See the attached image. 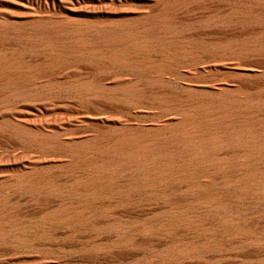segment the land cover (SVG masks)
<instances>
[{
  "label": "rangeland",
  "instance_id": "374dc122",
  "mask_svg": "<svg viewBox=\"0 0 264 264\" xmlns=\"http://www.w3.org/2000/svg\"><path fill=\"white\" fill-rule=\"evenodd\" d=\"M168 1L0 0V22H6L0 27V57L36 65L19 78L0 72V82L15 78L0 85V264H264V202H240L227 209L225 213L233 219L222 225L195 204L210 193L223 200L225 188L212 177L213 170L223 168L221 149L207 146L194 160L186 159L190 155L181 151V146L177 150L155 149L156 163L147 172L161 168L181 173L188 164L215 162L201 163L210 181H184L179 175V182L155 177L147 186L131 180L146 168L142 162L146 153L131 156L134 147L102 152L109 142L99 141L105 138L133 132L144 135L157 128L169 134V122L189 111L200 114L201 110L194 108L204 103V109L221 107L237 117L245 115L248 120L264 122V0H174L177 6ZM35 16L40 20L33 26L43 23L38 31L44 37L39 42L9 31L14 26L30 30V24L23 21ZM56 21L59 25L69 21L68 32L58 34L43 28L50 22L56 26ZM104 21L129 24L110 29L102 25ZM158 41L164 47H159ZM119 49L143 58L147 65L158 63L160 68H119L107 59ZM155 49L159 54L153 52ZM38 71L43 77L47 74L46 79ZM112 71L121 75H116L119 78L133 77L138 91L120 96L121 85L109 81L115 74H110ZM169 115L176 117H165ZM185 119L191 118L187 115ZM233 139L261 142L264 131H250ZM69 140H90L96 145L78 148ZM248 152L254 154L252 148ZM107 159L131 162L114 170L99 165ZM238 160L233 156L228 163ZM256 167L252 164L250 168Z\"/></svg>",
  "mask_w": 264,
  "mask_h": 264
},
{
  "label": "bare ground",
  "instance_id": "6f19581e",
  "mask_svg": "<svg viewBox=\"0 0 264 264\" xmlns=\"http://www.w3.org/2000/svg\"><path fill=\"white\" fill-rule=\"evenodd\" d=\"M165 1V0H164ZM172 2V0H169L168 2ZM174 2V0H173ZM171 3L172 5H175L174 3ZM179 2V1H178ZM54 2L52 1V4ZM177 3V2H176ZM164 6L166 7L167 2L163 3ZM170 4V5H171ZM171 5V6H172ZM156 6V5H155ZM177 6V5H175ZM168 7V5H167ZM173 7V6H172ZM109 8V7H108ZM107 9V8H106ZM121 9V8H119ZM172 9V8H171ZM122 10V9H121ZM166 10V9H165ZM123 11V10H122ZM88 13V12H87ZM157 13V12H156ZM167 13V12H166ZM86 14V13H85ZM94 14V13H93ZM155 14V13H154ZM232 14V13H231ZM245 14V13H244ZM122 15V14H121ZM128 15V14H127ZM146 15V13H145ZM165 15V14H164ZM246 15V14H245ZM34 15H32L33 17ZM94 16V15H93ZM106 16V15H105ZM163 16V15H161ZM31 17V18H32ZM123 17V16H122ZM165 17V16H163ZM161 17V18H163ZM30 18V19H31ZM34 18V17H33ZM38 18V17H37ZM50 18V17H49ZM103 18V17H102ZM125 18V17H124ZM159 18V19H161ZM29 19V20H30ZM40 20V17L38 18ZM38 19L36 20V16L35 19H31L30 21H23L24 24H30L28 26V28H30V30H24V29H20V28H15V26L13 28H10L11 32H14L16 34H19L21 36H23L25 39H33L34 40H39L41 39V33L38 31L40 29L39 25L42 23H40L38 26H33V24L38 23ZM138 19V18H137ZM144 19V18H143ZM157 19V18H156ZM166 19V17H165ZM231 19V18H230ZM28 20V19H27ZM123 20V19H122ZM135 20V19H134ZM164 20V19H163ZM258 20V19H257ZM42 21V20H41ZM51 21V20H50ZM102 21V20H101ZM100 21V22H101ZM125 21V20H124ZM145 21V19H144ZM154 21V19H153ZM166 21V20H165ZM221 21V20H220ZM254 21V20H253ZM259 21V20H258ZM52 22V21H51ZM48 24L47 26L43 27L46 30L49 31H57L56 33H58V31L63 30L65 33L68 32V30L66 29L68 26H71V23L69 21H63L64 23H62L59 25V22L57 23V21L55 23L56 26H53L52 24ZM106 21H104V24H102L103 26H106L110 29H118V28H123L126 27L129 23L128 22H116V21H108L107 23H105ZM149 22V21H148ZM147 22V23H148ZM159 21H157L158 23ZM256 22V21H255ZM6 23V22H0V27H2V25ZM54 23V22H53ZM144 23V22H143ZM253 23V22H252ZM258 23V22H257ZM263 23V22H262ZM43 24V23H42ZM132 24V23H131ZM152 24V23H151ZM240 24V23H239ZM256 24V23H255ZM52 25V26H50ZM100 25V24H98ZM143 25V24H142ZM242 25V24H241ZM245 25V24H244ZM4 26V25H3ZM6 26V25H5ZM22 26V25H21ZM42 26V25H41ZM147 28L149 29L150 26L147 24L146 25ZM149 26V27H148ZM152 26V25H151ZM239 26V25H238ZM258 26V25H257ZM256 26V27H257ZM260 26V25H259ZM27 27V26H25ZM102 27V26H101ZM142 27V26H141ZM145 27V26H144ZM143 27V28H144ZM255 27V26H254ZM256 27L254 28L256 30ZM42 28V27H41ZM100 28V27H99ZM152 28V27H151ZM230 28V27H229ZM240 28V27H239ZM248 28V27H247ZM250 28V27H249ZM253 28V27H252ZM104 29V28H103ZM142 29V28H141ZM244 29V28H243ZM251 29V28H250ZM253 29V30H254ZM3 30V29H2ZM97 30V29H96ZM95 30V31H96ZM99 30V29H98ZM150 30V29H149ZM225 30V29H224ZM233 30V29H232ZM238 30V29H237ZM236 30V31H237ZM242 30V29H240ZM88 31V30H86ZM94 31V30H93ZM143 31V30H142ZM231 31V29H230ZM239 31V30H238ZM252 31V30H251ZM51 32V33H52ZM73 32V31H72ZM150 32V31H149ZM224 32V31H223ZM233 32V31H232ZM235 32V30H234ZM255 32V31H254ZM263 32V31H261ZM79 33H84V31L79 32ZM95 33V32H93ZM96 33H99V31H97ZM132 33V32H131ZM137 33V32H136ZM135 33V34H136ZM228 33V32H227ZM238 33V32H237ZM251 33V32H250ZM249 33V34H250ZM253 33V32H252ZM59 34V33H58ZM234 34V33H231ZM236 34V32H235ZM240 34V33H239ZM238 34V35H239ZM243 34V33H242ZM248 34V33H247ZM11 35V33H10ZM14 35V34H13ZM18 35V36H19ZM126 35V34H125ZM137 35V34H136ZM135 35V36H136ZM256 35H260L261 34H256ZM263 35V33H262ZM133 36V34H132ZM139 36V35H138ZM230 35H228L229 38ZM236 36V35H235ZM250 36V35H249ZM253 39H251V41L254 40V34L252 35ZM17 37V36H16ZM47 37H49V35H47ZM51 37V36H50ZM90 37V36H88ZM93 37V36H92ZM146 37V36H145ZM241 37V35L239 36ZM251 37V36H250ZM19 38V37H18ZM46 38V36H45ZM97 38V37H96ZM115 38V37H114ZM142 38V37H141ZM150 38V37H149ZM148 38V39H149ZM232 38V36H231ZM246 38V37H245ZM43 39V38H42ZM50 39V38H49ZM119 39V38H118ZM129 39V38H128ZM145 39V38H144ZM234 39V38H233ZM238 39V37H237ZM241 39V38H240ZM258 38L256 37V41H260L257 40ZM23 40V39H22ZM46 40H48L46 38ZM86 40V39H85ZM92 40V39H91ZM127 40V39H125ZM142 40V39H139ZM154 40V39H153ZM157 40V39H156ZM161 40V39H160ZM45 41V40H44ZM87 41V40H86ZM128 41V40H127ZM130 41V40H129ZM136 41V39L134 40ZM133 41V43H134ZM144 41V40H143ZM147 41V40H146ZM163 41H165L163 39ZM227 41V40H226ZM236 41V40H235ZM245 40H243L244 42ZM255 41V42H256ZM39 42V41H38ZM51 42V41H49ZM161 42V41H160ZM231 42V41H229ZM238 42V41H237ZM248 42V41H247ZM254 42V41H253ZM262 42V41H261ZM260 42V43H261ZM91 43V42H90ZM130 43V42H129ZM141 43V42H139ZM138 43V44H139ZM144 43V42H143ZM159 43V41H158ZM232 43V42H231ZM241 43V41L239 42ZM259 43V42H258ZM43 44V43H42ZM46 44V43H44ZM49 44V43H47ZM52 44V42H51ZM86 44V42H85ZM84 44V46H85ZM251 45L253 43H250ZM88 45V44H87ZM120 45V44H119ZM143 45V44H142ZM154 45V44H153ZM160 45V43H159ZM158 45V46H159ZM169 45V44H168ZM258 45V44H257ZM44 46V45H43ZM49 46V45H48ZM123 46V45H122ZM121 46V48H122ZM125 46V45H124ZM123 46V47H124ZM129 47V45H127ZM139 46V45H138ZM145 46V45H144ZM163 45H160L159 47H161ZM225 46V45H224ZM228 46V45H227ZM226 46V47H227ZM232 46V45H231ZM235 46V45H234ZM237 46V43H236ZM235 46V47H236ZM241 45H239L238 47H240ZM250 46V45H249ZM42 46H40L41 48ZM46 47V45H45ZM119 47V46H118ZM132 47V46H131ZM149 47V45H148ZM155 47V46H153ZM157 47V44H156ZM164 47V46H163ZM233 47V46H232ZM47 48V47H46ZM49 48V47H48ZM137 48V46H136ZM151 48V47H149ZM229 48V47H228ZM226 48V50L228 49ZM243 48V47H242ZM82 49V48H81ZM123 49V48H122ZM126 49V48H125ZM141 49V48H140ZM164 49V48H161ZM234 49V48H233ZM233 49H229L230 51ZM237 49V48H235ZM240 49V48H239ZM247 49V48H246ZM256 49V48H255ZM49 50V49H48ZM129 50V49H128ZM132 50V49H131ZM145 50V49H144ZM242 50V49H241ZM252 50V49H251ZM152 50H150L151 52ZM156 52L157 50H153V52ZM163 51V50H161ZM168 51V50H167ZM235 51V50H234ZM238 51V50H236ZM47 52V51H46ZM86 52V51H85ZM84 52V54H85ZM129 51H124V50H117V51H113L111 54L108 55L107 59L110 63L119 66L120 67H125V68H129V69H133V70H146L149 71L148 69H159L160 65L157 64H153V63H148V65L143 61V58H138L135 55L129 54ZM148 52V51H147ZM152 52V53H153ZM68 53V52H67ZM79 53V52H78ZM239 53V52H237ZM151 54V53H149ZM148 54V55H149ZM155 54H159L158 52H156ZM161 54V53H160ZM233 54V53H232ZM229 54L228 55H232ZM236 54V52H235ZM234 54V55H235ZM154 55V54H153ZM70 56V55H69ZM164 56V54H163ZM238 56V54H237ZM45 57V56H44ZM154 57V56H153ZM152 57V58H153ZM158 57V56H157ZM155 57V58H157ZM234 57V56H233ZM236 57V55H235ZM43 58V56H42ZM69 58V57H68ZM146 58V57H145ZM150 57V59H152ZM159 58V57H158ZM161 58V57H160ZM39 59V58H38ZM140 59V60H139ZM149 59V60H150ZM239 59V58H237ZM11 60V59H10ZM40 60V59H39ZM146 60V59H145ZM36 61V60H35ZM107 61V62H108ZM164 61V60H163ZM161 61V62H163ZM39 62V61H38ZM55 62H61V59H55ZM154 62V61H153ZM158 62V61H157ZM160 62V60H159ZM50 63H48L49 65ZM146 64V65H145ZM264 64V63H263ZM29 65V64H28ZM28 65H24L21 63H18V61H7V59L5 57H0V72L3 73H8L11 72L15 78H19L21 77V75L24 73V71H27L29 69L34 68L33 66H28ZM51 65V64H50ZM36 66V65H35ZM93 66V65H92ZM70 67V66H69ZM72 67V66H71ZM81 67V66H80ZM249 67V66H247ZM65 68V67H64ZM113 68V67H112ZM111 68V69H112ZM118 68V67H117ZM264 68V67H263ZM68 69V68H67ZM70 69V68H69ZM76 69V68H75ZM110 69V70H111ZM78 70V69H77ZM108 70V68H107ZM112 70H116V69H112ZM118 70V69H117ZM262 70V69H261ZM71 71V70H70ZM33 72V71H32ZM36 72V71H35ZM76 72V71H75ZM110 72V71H109ZM114 71H112L110 74H112ZM31 73V72H30ZM45 73V72H44ZM48 73V72H47ZM115 73V72H114ZM119 73V72H118ZM37 74V73H35ZM39 74V71H38ZM66 74V73H65ZM151 74V73H150ZM154 74V73H153ZM41 75V73L39 74ZM47 75V74H46ZM45 75V76H46ZM51 75V74H50ZM107 75H109L107 73ZM106 75V76H107ZM113 75V74H112ZM117 74L115 73L113 76H116ZM119 75V74H118ZM117 75V76H118ZM123 75V74H122ZM42 76V75H41ZM44 76V77H45ZM49 76V75H48ZM47 76V78H48ZM57 76V75H56ZM105 76V77H106ZM110 75V80H112L113 85L114 86H118L121 85V87L123 88V90L118 93L120 94V96H131L133 94V92L136 93V91H138V89H136V82H132L134 80L133 77H127V78H119L121 75H119V77L114 78ZM124 76V75H123ZM134 76V75H133ZM9 77V76H8ZM42 76V78H44ZM52 77V76H51ZM73 77V76H72ZM15 78H6L5 81L1 80L0 85L3 84H8V83H12L13 80H15ZM40 80L42 79L41 77H39ZM79 78V77H77ZM46 79V77H45ZM104 79V78H103ZM39 80V79H38ZM28 81V80H27ZM56 81V80H55ZM75 82V80H73ZM103 81V80H101ZM107 81V79H106ZM44 82V81H43ZM108 82V81H107ZM28 83V82H27ZM42 83V82H41ZM84 83V82H83ZM106 83V82H105ZM44 84V83H43ZM50 84V82L48 83ZM103 84V83H102ZM110 84V83H109ZM36 85V84H35ZM38 85V84H37ZM79 85V84H78ZM108 85V84H107ZM112 85V84H111ZM111 85H108L111 87ZM214 85V84H213ZM220 85V84H218ZM43 86V85H42ZM106 86V85H105ZM76 87V86H75ZM95 87V86H94ZM93 87V88H94ZM99 87V86H98ZM101 87V86H100ZM218 87V86H217ZM224 87V85L222 86ZM221 87V88H222ZM262 87V85L260 86ZM35 88V87H34ZM39 88V87H37ZM74 88V87H72ZM107 88V87H106ZM109 88V87H108ZM257 88V87H256ZM255 88V89H256ZM259 88V87H258ZM257 88V89H258ZM263 88V87H262ZM71 89V88H70ZM89 89V88H88ZM220 89V88H219ZM260 89V88H259ZM73 90V89H72ZM105 90V89H104ZM108 91H110L109 89H107ZM136 90V91H135ZM208 90V89H207ZM218 90V89H217ZM246 90V89H245ZM261 90V89H260ZM102 91H103V86H102ZM194 91V90H193ZM214 91V90H213ZM85 92V91H84ZM111 92V91H110ZM206 92V91H205ZM209 92V91H207ZM211 92V91H210ZM217 92V91H216ZM222 92V91H221ZM230 92V91H229ZM79 93V91H78ZM82 93V92H81ZM91 93V92H90ZM97 93V92H96ZM95 93V94H96ZM102 93V92H100ZM214 93V92H212ZM236 93V92H235ZM251 93V92H250ZM254 93V92H253ZM258 93V92H257ZM29 94V93H28ZM39 94V93H38ZM77 94V93H76ZM108 93H106L107 95ZM201 94V93H200ZM211 94V93H210ZM217 94V93H216ZM241 94V93H240ZM259 94H261V91L259 92ZM2 95V94H1ZM37 95V94H36ZM35 95V97H36ZM93 95V94H92ZM98 95V94H97ZM105 95V96H106ZM109 95V94H108ZM215 95V94H212ZM211 95V96H212ZM219 95V94H218ZM8 96V95H7ZM34 96V95H33ZM100 96V95H99ZM98 96V97H99ZM187 96V95H186ZM195 96V95H194ZM198 95H196L197 97ZM206 96V95H205ZM208 96V95H207ZM217 96V95H216ZM235 96V95H234ZM250 96V95H249ZM264 96V95H263ZM94 96H92L93 98ZM110 97V96H108ZM107 97V98H108ZM232 97V96H231ZM238 97V96H237ZM254 97V96H253ZM259 98V96H257ZM3 98H6V95L3 96ZM95 98V97H94ZM103 98V97H102ZM190 98V97H189ZM234 98V97H233ZM257 98V99H258ZM261 98V97H260ZM67 99V98H65ZM90 99V98H89ZM100 99V98H99ZM184 99V98H183ZM211 99V98H210ZM254 100L256 98H253ZM58 100V99H57ZM68 100V99H67ZM81 100V99H80ZM106 100V99H105ZM159 100V99H158ZM232 100V99H231ZM262 100V99H261ZM35 101V100H34ZM97 101V100H95ZM188 101V100H187ZM226 101V100H225ZM259 101V100H258ZM257 101V102H258ZM46 102V101H44ZM107 102V101H106ZM192 102V101H191ZM199 104L201 103L200 101H198ZM203 102V101H202ZM212 101H210L211 103ZM50 103V102H49ZM182 103V102H181ZM196 103V102H194ZM248 103V102H247ZM253 103V102H252ZM251 103V105H252ZM180 104V103H179ZM198 104V105H199ZM205 104V103H204ZM203 104V105H204ZM249 104V103H248ZM247 104V105H248ZM255 104V103H254ZM257 104V103H256ZM41 105V104H40ZM177 105V104H176ZM183 105V104H182ZM196 105V104H195ZM202 105V104H201ZM195 106L194 109L197 110H201L200 114H198L197 112L195 113V111L192 112H188L185 114H181L179 116L178 119H175L173 122H167L165 120V122L168 123V130H169V134H165L164 131H162L160 128L157 129H150L149 131H146V133H144V135H140V134H135L133 133H127V134H123V135H118L116 137L113 136V138H105L102 139L99 142H109L107 146H105L102 150V152H109V151H121L124 150L127 147H134V150L130 151V155L131 156H136V157H140L142 154L146 155L144 156V161H142L145 165L146 168H143V170L141 171L140 169V173L139 175H136L135 178H131V180H135L136 182H144L146 183V186L148 185V181H151L152 179H154L155 177L158 178L159 180H166V179H172L174 181L179 182V175H183L184 177H182V180H186V179H202L204 181H210V179L208 178V176L205 175V173L203 172V165H207V164H211L212 162H215L214 159L212 161L209 160H201L200 162H198L195 165L192 164H188L186 165V169L182 171L181 173H179V170L173 171V172H165L164 170H162L161 168L156 171L155 173L153 172H147V169H150L152 167V165L154 166L155 162V156H154V152L155 149H167L169 147H174L179 148V146L182 147L181 151H184L186 155H190L189 157H187L186 159L188 160H194L196 159V157H200L202 155H199L198 153L202 150L205 149L207 146L211 149V150H218L221 149L222 150V157L219 160V162L223 165V168L220 169H216L213 170L212 173V177L214 179H217L216 183L218 185H220L221 187L225 188L221 193L223 194V200H219L214 194H211L201 200V201H196L195 204L197 207H202L206 212L205 216H210L212 218L213 221H215L216 223L222 225L226 222H230L233 219V215L231 214L230 216L228 215V212L225 213V211L227 209H230L233 206L238 205L240 202H245V203H250V204H255V203H260V202H264V141L261 142H255V141H251L250 139H245V140H236L233 139L234 136H237L239 134H243V133H247L250 131H254V130H262L264 131V122H260L257 123L256 121H252V120H248L246 119V116H238L234 115V112H232L231 110H226L225 108H221V107H216V108H209V109H204L203 105L202 106ZM214 105V104H213ZM250 105V104H249ZM248 105V106H249ZM189 106V105H187ZM208 106V105H207ZM173 107V106H172ZM177 107V106H174ZM183 107V106H182ZM194 107V105H193ZM257 107V106H256ZM178 108V107H177ZM181 108V107H180ZM191 108V107H190ZM242 108V107H241ZM244 108V107H243ZM237 109V108H236ZM245 109V108H244ZM250 109V108H249ZM255 109V108H254ZM166 110V108H165ZM163 110V111H165ZM168 110V109H167ZM184 110V109H183ZM172 111V110H169ZM182 111V110H181ZM172 113V112H171ZM175 113H178L175 111ZM3 114V113H2ZM174 114V113H173ZM249 114V113H248ZM253 114V113H252ZM259 114V113H258ZM168 115V113H167ZM190 116V120L185 119V117ZM247 115V114H246ZM13 116V115H12ZM172 115L169 116H165V117H170ZM175 116V115H173ZM172 116V117H173ZM194 116H200V117H204L202 120H196L195 118H193ZM251 116V115H250ZM255 116V115H254ZM176 117V116H175ZM164 118V117H163ZM158 119V118H157ZM161 119V118H160ZM200 119V118H199ZM164 121V120H163ZM163 121H161V123H163ZM25 122V121H24ZM157 123V121H155ZM32 125L35 128L40 127L39 124L37 123H32ZM137 125V124H136ZM151 125V124H150ZM130 127V126H129ZM132 127V125H131ZM130 127V128H131ZM143 127V126H142ZM139 128V127H137ZM149 128V127H148ZM164 128V126H163ZM167 128V126H166ZM44 129V128H43ZM50 129V128H49ZM145 129V128H143ZM107 130V129H106ZM111 130V129H110ZM128 130V129H127ZM132 130V129H131ZM156 130H161L160 134H155L154 131ZM164 130V129H163ZM105 131V130H104ZM167 130L165 129V132ZM126 132V131H125ZM102 133V132H101ZM110 133V132H109ZM46 134V133H44ZM43 134V135H44ZM61 134V133H60ZM120 134V133H119ZM61 136V135H60ZM97 136V135H96ZM63 137V136H62ZM68 137V136H66ZM100 137V136H99ZM98 138V137H97ZM42 140V139H41ZM64 140V139H63ZM70 141V140H69ZM71 144L77 145L76 147L78 148H93L96 145V142H91L90 140H82V141H77V142H72V140L70 141ZM207 143H210V145H207ZM63 144V143H62ZM67 144V143H66ZM57 145V144H56ZM51 147V146H50ZM59 148V147H58ZM252 148V150L254 151L253 155L249 154V150ZM52 149V148H51ZM130 149V148H129ZM173 149V148H172ZM180 152V150H178ZM210 151V150H209ZM127 152V151H126ZM125 152V153H126ZM168 152V151H167ZM65 153V152H64ZM113 153V152H110ZM171 153V151H170ZM124 155V152H123ZM126 155H128V152L126 153ZM178 155H183V153H178ZM233 156H237L239 157V160L237 162H234L233 164H229L228 160L229 158H232ZM130 157V156H129ZM173 157V156H172ZM43 158V157H42ZM209 158V157H208ZM39 159V158H38ZM257 159V160H255ZM58 160V159H55ZM54 160V161H55ZM60 160V159H59ZM129 160V159H128ZM133 160V158H132ZM251 160H253V162H250ZM50 161V160H49ZM99 161V160H98ZM134 161V160H133ZM169 161V160H168ZM41 162V161H40ZM131 161H127V160H111V159H107L104 161H101V163L99 164L100 166H104V167H110L113 168L114 170H116V168L120 167V166H124V165H128ZM218 162V160L216 161ZM61 163V162H60ZM180 163V162H179ZM201 163H203V165H201ZM96 164V163H95ZM178 164V162H177ZM252 164H257L256 169H252L250 168L252 166ZM93 165V164H92ZM174 165V164H173ZM93 168V166H91ZM96 167V166H95ZM170 167V166H169ZM74 168V167H73ZM103 168V167H101ZM165 168V167H164ZM98 169V168H97ZM100 169V168H99ZM123 169V168H122ZM175 169H179V167H175ZM127 170V169H126ZM89 171V170H88ZM139 171V170H138ZM167 171V170H166ZM101 172V171H100ZM76 173V172H75ZM85 173V172H84ZM96 173V172H95ZM119 173V172H117ZM116 173V174H117ZM89 174V173H88ZM87 174V175H88ZM115 174V173H114ZM113 174V175H114ZM26 175V174H25ZM93 175V174H92ZM118 175V174H117ZM97 176V175H95ZM90 177V175H89ZM92 177V176H91ZM24 178V177H23ZM74 178V177H73ZM86 178H88V176H86ZM84 178V179H86ZM110 179V177H108ZM76 179V178H75ZM84 179H82V181H84ZM91 179V178H90ZM81 180V179H80ZM116 180V179H115ZM130 180V179H128ZM200 180V181H202ZM112 181V179H111ZM109 181V182H111ZM20 182V181H19ZM18 182V183H19ZM87 182V180H86ZM89 182V181H88ZM108 182V181H107ZM213 182V181H212ZM211 182V183H212ZM112 183V182H111ZM214 183V182H213ZM15 184V182H14ZM23 184V183H22ZM88 184V183H86ZM109 184V183H108ZM82 185V184H81ZM84 185V182H83ZM90 185V184H89ZM117 185V184H116ZM20 186V185H19ZM87 186V185H85ZM211 186V185H210ZM31 187V186H30ZM140 187V186H139ZM213 187V186H212ZM211 187V188H212ZM217 187V185H216ZM44 188V187H43ZM192 188L194 189V186L189 188L192 190ZM210 188V187H209ZM222 188V189H223ZM87 189V188H86ZM120 189V188H118ZM136 189V187H135ZM141 189V187H140ZM82 190H85L82 188ZM134 190V189H133ZM208 190V187H207ZM206 190V191H207ZM218 190V189H217ZM216 190V191H217ZM90 191V190H89ZM116 191V190H115ZM135 191V190H134ZM133 191V192H134ZM137 191V190H136ZM220 191V190H219ZM114 192V191H113ZM150 193V192H149ZM148 193V194H149ZM180 193V192H179ZM187 193V192H186ZM215 193V192H214ZM84 194V193H83ZM107 194V193H106ZM110 194V193H109ZM117 194V193H116ZM217 194V193H216ZM136 195V194H135ZM83 196V195H82ZM112 195H110L111 197ZM118 196V195H117ZM124 197V196H123ZM135 197V196H134ZM187 197V196H186ZM191 197V196H190ZM185 204V203H183ZM172 207V206H171ZM176 210V209H175ZM181 211V210H180ZM164 212V211H163ZM173 212V211H172ZM196 212V211H195ZM171 213V211H170ZM204 212H202L201 214L203 215ZM172 214V213H171ZM175 214V213H174ZM183 214V213H182ZM200 214V215H201ZM161 215H163V213H161ZM170 215V214H169ZM173 215V214H172ZM194 215V214H193ZM174 216V215H173ZM188 216V215H187ZM198 216V215H197ZM181 218V216H179ZM201 216H199L200 218ZM186 218V217H185ZM196 218V216H195ZM198 218V219H199ZM202 218V217H201ZM204 218V217H203ZM202 218V219H203ZM197 219V218H196ZM181 220V219H180ZM184 220V218H183ZM200 220V219H199ZM175 221V218H174ZM172 220V222H174ZM182 221V220H181ZM195 221V220H194ZM197 221V220H196ZM177 223L179 224V218L177 219ZM201 223H203V220L201 221ZM174 224V223H173ZM197 224V223H196ZM200 224V222L198 223V225ZM197 225V226H198ZM201 225V224H200ZM222 232V231H221ZM241 232V231H240Z\"/></svg>",
  "mask_w": 264,
  "mask_h": 264
}]
</instances>
